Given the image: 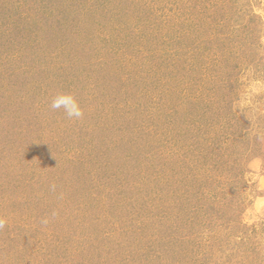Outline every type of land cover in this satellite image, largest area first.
Masks as SVG:
<instances>
[{"label":"rangeland","instance_id":"obj_1","mask_svg":"<svg viewBox=\"0 0 264 264\" xmlns=\"http://www.w3.org/2000/svg\"><path fill=\"white\" fill-rule=\"evenodd\" d=\"M262 200L264 0H0V264H264Z\"/></svg>","mask_w":264,"mask_h":264},{"label":"clouds","instance_id":"obj_2","mask_svg":"<svg viewBox=\"0 0 264 264\" xmlns=\"http://www.w3.org/2000/svg\"><path fill=\"white\" fill-rule=\"evenodd\" d=\"M53 110L63 109L64 113L71 119H79L83 116V109L72 93H61L57 95L51 103ZM260 206H264V200L259 202ZM3 221H0L2 225Z\"/></svg>","mask_w":264,"mask_h":264}]
</instances>
